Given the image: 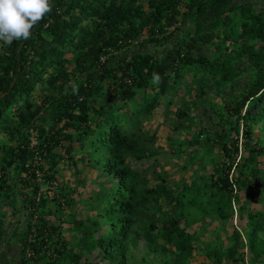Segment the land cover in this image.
<instances>
[{
  "label": "trees",
  "instance_id": "obj_1",
  "mask_svg": "<svg viewBox=\"0 0 264 264\" xmlns=\"http://www.w3.org/2000/svg\"><path fill=\"white\" fill-rule=\"evenodd\" d=\"M263 1L50 0L29 39L0 42V205L17 218V234L8 235L9 214L0 212V245H19V264H82L96 249L108 264H141L137 256L144 264H192L187 229L210 218L224 222L230 243L206 251V264H239L244 251L250 264H264ZM177 86L193 90L190 106L183 102L175 113L173 133H188L191 108L209 101L211 91L223 99L214 107V131L200 129L193 142L177 146L216 154L208 179L175 193L129 160L157 157L142 126ZM76 146L83 151L78 161ZM64 159L106 179L97 214L75 224L81 237L74 248L62 222L47 219L68 205L65 189L51 196L37 182V172L44 185L56 181ZM255 179L263 187L260 211L235 193ZM235 212L239 223L228 225ZM4 259L0 251V264Z\"/></svg>",
  "mask_w": 264,
  "mask_h": 264
},
{
  "label": "rangeland",
  "instance_id": "obj_2",
  "mask_svg": "<svg viewBox=\"0 0 264 264\" xmlns=\"http://www.w3.org/2000/svg\"><path fill=\"white\" fill-rule=\"evenodd\" d=\"M239 2H246L249 0H238ZM264 2V1H263ZM153 53H156L158 49L150 48ZM191 77V74L189 78ZM195 79V78H194ZM197 81L198 78L196 79ZM190 79H187L189 82ZM186 84V82H185ZM242 85V84H241ZM178 87V86H177ZM176 87V88H177ZM180 87L182 89H180ZM193 88L184 89V87L179 86L177 91H170L169 95L161 99L160 106L153 111L152 115L145 120L143 123V133L150 140H152L154 150L158 153L157 157L144 161L141 164L136 163L134 160H129L130 165L133 169L142 172L148 180H151L153 184L159 182L155 180V174L157 173L163 179L166 180V186L172 188L175 193H177L182 186L191 185L192 188L197 185L202 184L208 179L209 170H211V165L209 164L213 161V156L216 154L206 153L198 156L196 151L197 147L193 145H184L181 143L180 148L177 147L179 141L193 142L197 133L200 129H208L209 131H214L212 125L213 121L216 123L217 119L215 116V106L222 105V97L217 96L215 91L210 92L209 101L200 100L197 102L196 106L191 108L193 113V120L191 121V128L188 133L185 134L183 129H179L178 132L173 133L172 129L180 123L176 118L175 113L177 109H184L185 105L183 102H187L190 106L188 94ZM229 90L223 92V95H227ZM186 94L185 97L183 95ZM195 93H193L194 95ZM138 101L141 100V95L136 98ZM137 102V101H136ZM131 106V105H130ZM212 108V109H210ZM128 111V109H125ZM213 119V120H212ZM207 130V131H208ZM258 136V135H256ZM186 138V139H185ZM183 141V142H184ZM75 159L78 161L83 151L79 150L76 146ZM177 148V154L174 155L172 149ZM185 152L183 155H179V152ZM194 152V154H193ZM216 159V157H215ZM264 158H259V161H263ZM261 168L262 165H261ZM77 171L79 174H76ZM58 183L59 188L62 187L66 191V197H63V202L68 205H63V210H60V214H56L58 217L48 216V220L52 223L58 224L62 222V236L66 239L69 248L78 247L79 237L81 235L77 232L76 223L95 216L96 213V198L99 194L102 183L106 179L100 177V173L92 168H86L82 163L77 162L76 168L69 165L65 159L61 162L58 173ZM257 184L258 187L255 188L254 185ZM152 185V184H151ZM249 186L253 187L256 196L249 197L247 195V188H243L240 191H236V195L242 204L249 206L250 210L260 211L262 210L263 201H261L262 196V185L257 179H255ZM44 191H46L44 189ZM258 192V194H257ZM69 199V200H68ZM70 201V203H68ZM19 205L21 200H19ZM237 209V206H235ZM164 210L167 213H173V209H170V205L164 203ZM6 211L9 214L11 225L6 226V231L8 235H12L15 231V224L17 218L13 217V208L7 206L4 203L0 205V212ZM205 219V218H204ZM228 225L233 224L234 226L239 223L236 220V213H234L233 218L226 221ZM224 222L220 220L206 218L205 221H200L188 227L187 231L192 235L193 245L196 250L193 253L192 264H205L208 262L206 258V251H211L215 249H225L228 245L229 240L227 239V231L224 228ZM9 239L7 238V241ZM12 240H9V242ZM12 243V242H11ZM18 249L19 245L13 243L10 246L6 242L0 245V251L5 253V259L3 264H19L18 260ZM99 250H93L89 254H85L82 264H108L106 261L100 260L98 255ZM244 255L250 261V255L248 252L244 251ZM136 259L141 263L142 260L139 256ZM128 263V262H127ZM157 263V260L155 261Z\"/></svg>",
  "mask_w": 264,
  "mask_h": 264
},
{
  "label": "clouds",
  "instance_id": "obj_3",
  "mask_svg": "<svg viewBox=\"0 0 264 264\" xmlns=\"http://www.w3.org/2000/svg\"><path fill=\"white\" fill-rule=\"evenodd\" d=\"M50 11V0H0V42L11 45L29 39L30 30ZM160 81V75L153 73L152 83Z\"/></svg>",
  "mask_w": 264,
  "mask_h": 264
},
{
  "label": "built area",
  "instance_id": "obj_4",
  "mask_svg": "<svg viewBox=\"0 0 264 264\" xmlns=\"http://www.w3.org/2000/svg\"><path fill=\"white\" fill-rule=\"evenodd\" d=\"M32 146L36 145V140L34 138V135L32 137ZM37 182L41 183L42 186H45V192L49 195H54V191L56 190L57 191V188L59 187V183H58V178L56 179V181L54 182H51L50 184L48 185H44L43 183V179H42V176L40 174V172H37ZM239 264H250V261L246 258V256L243 254V260L242 262H240Z\"/></svg>",
  "mask_w": 264,
  "mask_h": 264
},
{
  "label": "water",
  "instance_id": "obj_5",
  "mask_svg": "<svg viewBox=\"0 0 264 264\" xmlns=\"http://www.w3.org/2000/svg\"><path fill=\"white\" fill-rule=\"evenodd\" d=\"M254 187L257 188L258 185L255 184ZM247 191H248V192H247V195H248L249 197L252 198V197L256 196V192H254L253 187L248 186V187H247ZM257 194H258V192H257Z\"/></svg>",
  "mask_w": 264,
  "mask_h": 264
},
{
  "label": "crops",
  "instance_id": "obj_6",
  "mask_svg": "<svg viewBox=\"0 0 264 264\" xmlns=\"http://www.w3.org/2000/svg\"><path fill=\"white\" fill-rule=\"evenodd\" d=\"M206 264V263H205Z\"/></svg>",
  "mask_w": 264,
  "mask_h": 264
}]
</instances>
